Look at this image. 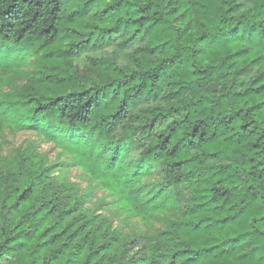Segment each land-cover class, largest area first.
<instances>
[{
    "label": "trees",
    "instance_id": "1",
    "mask_svg": "<svg viewBox=\"0 0 264 264\" xmlns=\"http://www.w3.org/2000/svg\"><path fill=\"white\" fill-rule=\"evenodd\" d=\"M4 85L0 135L164 227L122 233L30 143L0 167V264H264V0H0Z\"/></svg>",
    "mask_w": 264,
    "mask_h": 264
},
{
    "label": "rangeland",
    "instance_id": "2",
    "mask_svg": "<svg viewBox=\"0 0 264 264\" xmlns=\"http://www.w3.org/2000/svg\"><path fill=\"white\" fill-rule=\"evenodd\" d=\"M9 90L10 87L4 85L0 96L1 93ZM30 143H34L36 150L45 155L49 164L55 167L54 175L57 181L75 184L85 198V207L106 216L122 233L132 236L145 235L164 227L162 221L142 220L128 215L117 202H114L113 197L98 185L96 180L74 164L68 152L58 148L55 143L46 141L43 136L32 130H18L12 127L4 129L0 135V167Z\"/></svg>",
    "mask_w": 264,
    "mask_h": 264
}]
</instances>
